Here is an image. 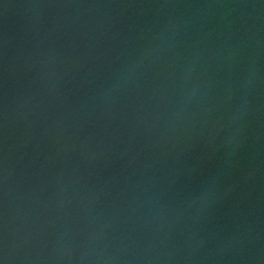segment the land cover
<instances>
[{
	"label": "water",
	"instance_id": "obj_1",
	"mask_svg": "<svg viewBox=\"0 0 264 264\" xmlns=\"http://www.w3.org/2000/svg\"><path fill=\"white\" fill-rule=\"evenodd\" d=\"M0 264H264V0H0Z\"/></svg>",
	"mask_w": 264,
	"mask_h": 264
}]
</instances>
